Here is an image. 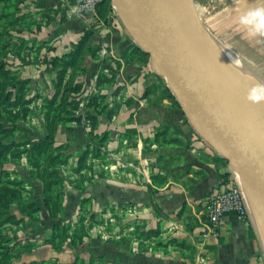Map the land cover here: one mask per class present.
Returning a JSON list of instances; mask_svg holds the SVG:
<instances>
[{"label":"rangeland","instance_id":"374dc122","mask_svg":"<svg viewBox=\"0 0 264 264\" xmlns=\"http://www.w3.org/2000/svg\"><path fill=\"white\" fill-rule=\"evenodd\" d=\"M50 1L0 0V264H100L96 256L85 254L88 243L102 241L113 249L117 240L131 237L125 221L124 233H115L113 213L100 215L113 206L92 202L85 189L105 172L113 178L118 171L115 159L120 162L113 149L132 144L130 137L116 135L118 103L130 96L122 91L121 65L112 58L119 55L150 65V54L126 43L117 49L118 55L103 50L108 46L101 38L116 27L135 43L111 0L88 10L95 17L93 23L101 20V32L94 25L85 28L69 51L54 54L52 43L37 40L41 25L51 20ZM226 2L185 0L183 5L209 38L264 85V75L235 58L211 29L212 16ZM76 6L73 0V14L80 16ZM151 86L158 100H167L174 108L157 84ZM150 129L154 126H146ZM143 145L150 146L146 138ZM106 152L112 167L102 165ZM80 197L77 214H72L68 207ZM42 228L48 231L43 233ZM47 243L54 244V252L73 245L83 249L69 259L46 255L37 259L36 248Z\"/></svg>","mask_w":264,"mask_h":264},{"label":"crops","instance_id":"0c3cea01","mask_svg":"<svg viewBox=\"0 0 264 264\" xmlns=\"http://www.w3.org/2000/svg\"><path fill=\"white\" fill-rule=\"evenodd\" d=\"M47 5L51 20L41 25L37 40L52 43L56 55L69 51L85 28L94 25V29L102 31L101 20L93 23V13L73 14V0H51ZM223 5L212 16L213 33L235 58L264 75V36L252 35L251 26L240 23L246 12L264 7V0H227ZM128 40L129 35L117 27L113 34L106 33L101 38L102 44L108 46L103 50L115 55L122 43L139 50L136 43ZM118 56L109 59L119 61L122 91L130 97L118 103L114 126L120 130L116 135L130 137L132 144L113 149L120 158V162L115 159L118 171L113 178L105 172L85 190L92 202L113 206L114 209L109 207L111 212L100 215L113 213L115 233L120 231L119 235L124 233V221L129 223L131 237L130 241L117 240L113 249L102 241L88 243L85 254L97 257L98 252L102 255L107 249L118 254L116 261L97 257L100 264H264V236L251 210L246 219L224 213L215 232L207 227L203 204L221 182L231 178L227 159L193 129L160 73L151 65ZM152 82L170 98L174 108L167 100L155 97ZM150 125L154 130H146ZM145 138L148 147L143 145ZM103 154L102 165L112 167L108 153ZM128 163L130 167H119ZM82 198L71 204L69 201L72 214H77ZM42 229L43 233L48 231ZM53 248L50 243L40 245L36 258L46 255L69 259L83 249L73 245L62 247L65 252H54Z\"/></svg>","mask_w":264,"mask_h":264},{"label":"water","instance_id":"95a60500","mask_svg":"<svg viewBox=\"0 0 264 264\" xmlns=\"http://www.w3.org/2000/svg\"><path fill=\"white\" fill-rule=\"evenodd\" d=\"M111 4L133 41L150 54L151 67L164 74L193 129L237 171L264 236V102L248 98L250 87L215 52L185 5Z\"/></svg>","mask_w":264,"mask_h":264},{"label":"built area","instance_id":"2783aa9c","mask_svg":"<svg viewBox=\"0 0 264 264\" xmlns=\"http://www.w3.org/2000/svg\"><path fill=\"white\" fill-rule=\"evenodd\" d=\"M102 0H77L75 12L82 13L95 10ZM206 224L210 231L215 232L220 226L224 213L232 212L241 219L248 217V203L237 177L231 172V178L221 182L214 193L209 196L204 204Z\"/></svg>","mask_w":264,"mask_h":264},{"label":"clouds","instance_id":"9594fccd","mask_svg":"<svg viewBox=\"0 0 264 264\" xmlns=\"http://www.w3.org/2000/svg\"><path fill=\"white\" fill-rule=\"evenodd\" d=\"M240 23L251 26L252 35L264 36V7L251 9L240 17ZM253 102L264 100V85L254 84L248 91Z\"/></svg>","mask_w":264,"mask_h":264},{"label":"bare ground","instance_id":"6f19581e","mask_svg":"<svg viewBox=\"0 0 264 264\" xmlns=\"http://www.w3.org/2000/svg\"><path fill=\"white\" fill-rule=\"evenodd\" d=\"M176 2L183 4L185 0H175ZM204 35L209 42V44L212 46V48L215 50V52L220 56V58L251 88L254 84H259V82L256 80L255 77L252 76V74L244 70L243 68L239 67L236 64V61L232 58V56L229 54V52L220 44L214 41L213 39L209 38V36L204 32ZM156 71L160 74H163L162 71L159 68H156ZM164 75V74H163ZM261 85V84H260ZM264 102V100H262ZM231 170H233V174L237 177L238 181L240 182L239 175L237 171L231 167ZM247 200V199H246ZM248 203V201H247ZM248 209L250 210L249 204Z\"/></svg>","mask_w":264,"mask_h":264},{"label":"trees","instance_id":"16d2710c","mask_svg":"<svg viewBox=\"0 0 264 264\" xmlns=\"http://www.w3.org/2000/svg\"><path fill=\"white\" fill-rule=\"evenodd\" d=\"M198 1H203V0H198ZM224 177L227 178V173L224 174ZM95 256V255H94ZM100 259H108L109 261H116L117 258H118V254L115 252V251H112V250H105L104 253H99L98 252V256Z\"/></svg>","mask_w":264,"mask_h":264}]
</instances>
